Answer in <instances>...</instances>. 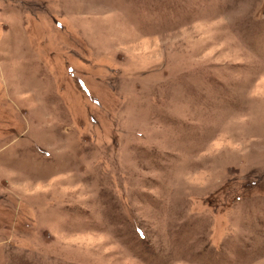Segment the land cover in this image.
Listing matches in <instances>:
<instances>
[{"label": "rangeland", "instance_id": "obj_1", "mask_svg": "<svg viewBox=\"0 0 264 264\" xmlns=\"http://www.w3.org/2000/svg\"><path fill=\"white\" fill-rule=\"evenodd\" d=\"M0 264H264V0H0Z\"/></svg>", "mask_w": 264, "mask_h": 264}]
</instances>
